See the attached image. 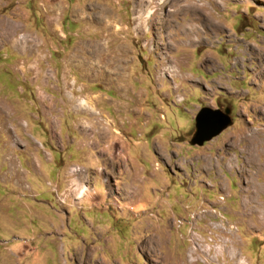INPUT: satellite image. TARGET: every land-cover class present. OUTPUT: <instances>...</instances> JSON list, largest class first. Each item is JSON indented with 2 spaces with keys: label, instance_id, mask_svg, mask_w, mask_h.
<instances>
[{
  "label": "rangeland",
  "instance_id": "rangeland-1",
  "mask_svg": "<svg viewBox=\"0 0 264 264\" xmlns=\"http://www.w3.org/2000/svg\"><path fill=\"white\" fill-rule=\"evenodd\" d=\"M0 264H264V0H0Z\"/></svg>",
  "mask_w": 264,
  "mask_h": 264
},
{
  "label": "water",
  "instance_id": "water-1",
  "mask_svg": "<svg viewBox=\"0 0 264 264\" xmlns=\"http://www.w3.org/2000/svg\"><path fill=\"white\" fill-rule=\"evenodd\" d=\"M233 123L231 109L226 111L203 107L196 115V131L191 140L192 144L203 145L206 141L219 135Z\"/></svg>",
  "mask_w": 264,
  "mask_h": 264
},
{
  "label": "bare ground",
  "instance_id": "bare-ground-1",
  "mask_svg": "<svg viewBox=\"0 0 264 264\" xmlns=\"http://www.w3.org/2000/svg\"><path fill=\"white\" fill-rule=\"evenodd\" d=\"M198 9H200V8H198Z\"/></svg>",
  "mask_w": 264,
  "mask_h": 264
}]
</instances>
